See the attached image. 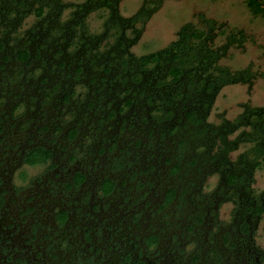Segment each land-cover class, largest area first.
<instances>
[{"label":"trees","instance_id":"1","mask_svg":"<svg viewBox=\"0 0 264 264\" xmlns=\"http://www.w3.org/2000/svg\"><path fill=\"white\" fill-rule=\"evenodd\" d=\"M119 1L0 0V109H60L107 135L120 123V134L157 137L162 150L176 146L177 163L194 175L217 174L234 210L253 209L252 227L264 214V189L251 188L264 165V107L241 103L233 119L220 113L217 124L206 120L222 86L254 79L249 66L219 63L229 47H242L246 34L198 13L166 45L136 55L130 48L162 0H145L129 16L120 14ZM243 1L251 15H264L257 0ZM97 10L105 15L92 32L86 18ZM29 15L32 22L21 28Z\"/></svg>","mask_w":264,"mask_h":264},{"label":"flooded vegetation","instance_id":"2","mask_svg":"<svg viewBox=\"0 0 264 264\" xmlns=\"http://www.w3.org/2000/svg\"><path fill=\"white\" fill-rule=\"evenodd\" d=\"M17 110L0 109V264H264V214L250 227L253 209L234 210L217 174L186 170L176 146Z\"/></svg>","mask_w":264,"mask_h":264},{"label":"rangeland","instance_id":"3","mask_svg":"<svg viewBox=\"0 0 264 264\" xmlns=\"http://www.w3.org/2000/svg\"><path fill=\"white\" fill-rule=\"evenodd\" d=\"M64 1L68 3L83 0ZM143 1L145 0H120L118 3L120 14L131 15L142 5ZM67 12L68 10L64 14ZM198 13L212 18L218 23L223 22L226 31L243 30L246 39L242 47H229L225 57L220 59L219 63L233 70L249 66L254 74V79L249 86L241 83L222 86L214 97L206 120L217 124L220 113L229 120L233 119L240 112L239 104L241 103L264 107V15H251L243 0H162L158 8L145 21L141 34L136 43L131 46L130 51L139 55L163 47L175 38V32L180 25L187 21L196 22ZM104 15V10L89 13L86 18L88 29L92 32H99ZM23 20L21 28L28 26L32 22L33 16L29 15ZM223 40L224 34L219 35L214 39V44H221ZM20 109L18 108V110ZM61 118L69 119V115L63 114ZM234 135L235 133L230 137ZM247 146V144L240 145L230 153V158H234ZM253 178L252 191L257 193L263 190L264 165L255 169ZM214 180L215 175L210 176L205 181L207 184L205 187L210 188ZM229 209V204L221 205L220 217L223 220H227ZM253 241L264 251V216L258 221Z\"/></svg>","mask_w":264,"mask_h":264}]
</instances>
